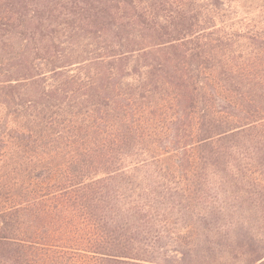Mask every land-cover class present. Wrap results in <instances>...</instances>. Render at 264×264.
I'll list each match as a JSON object with an SVG mask.
<instances>
[{"label":"trees","instance_id":"16d2710c","mask_svg":"<svg viewBox=\"0 0 264 264\" xmlns=\"http://www.w3.org/2000/svg\"><path fill=\"white\" fill-rule=\"evenodd\" d=\"M229 10L0 0V264H264V32Z\"/></svg>","mask_w":264,"mask_h":264},{"label":"rangeland","instance_id":"374dc122","mask_svg":"<svg viewBox=\"0 0 264 264\" xmlns=\"http://www.w3.org/2000/svg\"><path fill=\"white\" fill-rule=\"evenodd\" d=\"M225 6L230 5V10L223 18V20H227L228 22L234 23L236 29L239 27L241 30L244 27L255 28L257 31L264 32V0H224ZM226 9V8H225ZM223 15V14H222ZM218 21V19H216ZM228 31V29H227ZM229 34L232 32L228 31ZM236 34V33H235ZM238 34V33H237ZM264 35V34H263ZM233 39H239V36H234ZM232 39V40H233ZM231 40V42H232ZM234 41V40H233ZM239 42L232 43V49L230 50L229 57L234 62H243L245 52H248L250 49H245L243 43L238 44ZM247 50V51H245ZM243 51V52H242ZM7 54H5L6 56ZM4 56V58H6ZM242 57V58H240ZM250 59V58H249ZM2 66V65H0ZM95 66H85L79 67V69L75 68L74 71L70 70L68 74H88L89 72H93ZM3 68V66L1 67ZM0 120L3 115L0 110ZM259 178V176H257Z\"/></svg>","mask_w":264,"mask_h":264}]
</instances>
